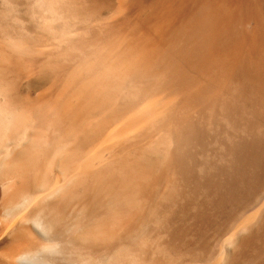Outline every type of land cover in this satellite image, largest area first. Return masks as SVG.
I'll return each mask as SVG.
<instances>
[{
  "label": "bare ground",
  "instance_id": "6f19581e",
  "mask_svg": "<svg viewBox=\"0 0 264 264\" xmlns=\"http://www.w3.org/2000/svg\"><path fill=\"white\" fill-rule=\"evenodd\" d=\"M0 264H264V0H0Z\"/></svg>",
  "mask_w": 264,
  "mask_h": 264
},
{
  "label": "rangeland",
  "instance_id": "374dc122",
  "mask_svg": "<svg viewBox=\"0 0 264 264\" xmlns=\"http://www.w3.org/2000/svg\"><path fill=\"white\" fill-rule=\"evenodd\" d=\"M1 248H3V246H0Z\"/></svg>",
  "mask_w": 264,
  "mask_h": 264
}]
</instances>
